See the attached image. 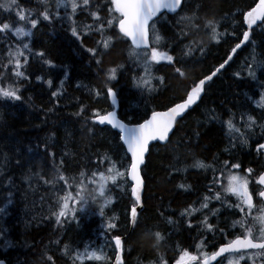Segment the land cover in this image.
Instances as JSON below:
<instances>
[{
	"label": "trees",
	"instance_id": "1",
	"mask_svg": "<svg viewBox=\"0 0 264 264\" xmlns=\"http://www.w3.org/2000/svg\"><path fill=\"white\" fill-rule=\"evenodd\" d=\"M95 2L100 3L101 0ZM20 3L27 8L38 7L36 0H20ZM206 3L211 7V11L207 12L208 17L214 15L220 20V31L235 32L236 36L229 35L227 42L216 44L207 32L201 31L195 39L198 42L202 40L207 48L202 62L187 66V80L174 77L166 65H155L153 76H164L165 83L158 84L160 88L153 91L136 86V79L143 76L144 72L139 64L129 58V43L117 41L116 46L103 56L101 68L97 67L86 48L97 47V42L102 37L95 32L84 35L81 22L86 20L83 24L87 25L92 19L87 11H78L75 16L78 30L83 36L82 44L70 33L71 22L65 15V9L60 10L63 20L52 24L41 20L33 30V36L28 41L33 54L29 56L26 66V74L31 79L21 81L18 85L22 89L23 101L0 99V170L3 173L0 175V208L5 209L0 213V243L4 245L0 256L6 257L8 264H48L44 259L45 253L53 256L56 264H70L71 258L66 257L62 251L64 245H68L71 251H81L90 243L97 245L104 242L108 243L104 250L109 258L107 264H111L115 252L112 237L126 236L129 230L122 226L116 230H107L104 227L105 221L115 215L119 217L121 225L126 224V214L134 202L130 191L115 189L117 197L105 209V217L95 213L89 218H80L79 224L71 222L61 227L39 217L35 207L38 209L40 206L30 201L35 189L41 193L46 185L33 176L32 189H29L24 177L30 174V168L32 173L39 172L49 179L51 165L60 168L61 159L64 161L63 173H75L77 176L82 170L96 168L95 161L102 154L116 159L115 153L122 152L118 133L109 126L96 125L94 135L88 132L91 124L81 128L83 121L92 115L93 110L106 112L113 108L108 97L95 96L94 89L104 93L106 86L115 88L120 101L119 115L124 119L131 117L135 123L143 121L154 109H165L180 101L185 96L186 85L193 78H200L217 66L242 37L245 26L240 13L247 10L253 0H206ZM226 14L227 18H223ZM101 15H106L104 10ZM12 19H16L14 15ZM157 28L166 37L172 35L166 24H158ZM11 37L14 35H9L7 44H11ZM256 40L259 43L256 54L259 57L264 52V29H257ZM248 48L238 51V58L234 57L235 63L206 86L207 93L198 106H194L178 120L171 143L152 145L142 168L145 179L142 222L125 245V264H155L158 255H163L168 264H171L182 248L196 254L198 243L205 240L206 250L211 252L215 250L214 245L222 242L223 237L219 232L213 235L195 227L188 228L186 219L180 215L190 205L199 207L201 190L208 186L214 175L210 169L194 167L197 160L216 167L223 160L239 161L243 166L241 170L245 167L255 169L253 176L264 170V155L255 151L257 143H264V132L259 127L264 124V101L260 100L264 87L258 82L264 80V71L258 72V80L247 77L238 79L233 75L239 70L237 59H242ZM39 51H44L46 58L52 60L57 67L45 65L42 58L35 55ZM6 52V43L0 38V64L6 63ZM178 52L177 48L172 54L177 55ZM116 65H123V68L118 69L117 80L108 81L105 71L101 69L106 70ZM65 74L68 76L66 80ZM37 76L44 79L38 80ZM5 79L11 82L14 77L9 74ZM47 79L53 81L51 87L46 83ZM61 80H64L62 88ZM54 91L62 94L54 97ZM81 106L85 111L81 117H77L75 113ZM248 115L254 116L258 122L255 129L247 133L249 145L238 143L235 149L225 152L231 137L224 122L231 117L237 127L244 130L243 124ZM212 116L215 119H211ZM241 116L245 118L244 121H241ZM37 144H46L47 150L37 149ZM29 147L33 151L30 152ZM49 153H54V156ZM5 156L7 160L4 159ZM17 159L21 161L20 165L16 164ZM127 163L128 159L125 157L124 164ZM210 172L213 173L212 176L209 175ZM181 184L191 187L180 188ZM210 207L220 209L219 218L210 217V223L218 224L227 232L238 231L231 228V222L239 219L235 209L221 207L220 202L216 201ZM168 218L174 223H167ZM199 219V213L191 217L193 224ZM155 231L170 234L156 248L153 247ZM83 264L105 262L85 260Z\"/></svg>",
	"mask_w": 264,
	"mask_h": 264
},
{
	"label": "snow or ice",
	"instance_id": "2",
	"mask_svg": "<svg viewBox=\"0 0 264 264\" xmlns=\"http://www.w3.org/2000/svg\"><path fill=\"white\" fill-rule=\"evenodd\" d=\"M36 3L38 8L33 9L22 5L20 0H0V38L5 41L7 47V61L5 64H0V99L22 102V89L18 85L21 81L31 79L26 74V66L29 63V56L33 54L32 49L29 43H24L22 46L7 44L9 35L18 38L32 37L33 30L38 27L41 20L49 24L63 20L61 9L70 8L71 13L68 15V20L71 22L70 33L81 44L83 36L78 30L75 16L78 11H87L92 18V24L84 25V35L95 32L102 37L97 42V47L86 48L98 68L102 66L103 56L116 46L117 41L129 43V58L139 64L144 72L143 76L136 79V86L146 88L148 91L155 90L152 85L153 79L161 85L165 83L164 76L154 77L151 74L154 65H166L171 69L174 77L188 79L187 66L192 63H201L202 58L207 54L206 46L195 39L201 31L207 32L216 44L222 41L227 42L226 38L229 35L236 36L235 32L220 31V20L214 15L208 17L207 12L211 11V7L206 0H101L100 3H96L95 0H36ZM102 10L106 15H101ZM170 14L171 19H169ZM13 15L15 20L12 19ZM240 15L242 24L247 27L242 32L239 42L229 49L226 57L217 66L212 67L200 78H193L186 85L185 96L180 102L173 103L166 111H152L150 117L144 118L143 122L138 120L132 123L131 117H127L128 122H125L118 118L115 111H106L102 114L99 109L93 110L92 115L83 121L81 128L92 125L88 128L91 135L95 134L96 125H110L117 129L118 140L122 142L119 147L124 150L125 157L128 159L127 164L123 163V158L120 156L113 159L107 154H102L95 161V170H82L78 177H69L62 171L64 161L61 159L60 168L52 179L45 178L39 172L32 173L29 168L30 174L24 177L29 188L32 187L31 181L35 176L54 190L56 199L49 205L50 215L46 218H54L56 225L61 227L71 222L79 224L77 213L86 212L89 206L96 204L97 201H100L98 214L105 217V209L114 203L112 189L119 188L123 182L130 180L131 194L135 197V202L126 214V224L121 225L119 217L113 215L106 218L104 225L107 230H116L121 226L129 230L126 236L112 237L116 250L114 264H125V245L138 224L142 222L144 202L141 193L145 182L141 174V166L145 164V156L149 153L150 145L153 142L171 143V136L175 135L174 129L178 120L182 119L194 106H198L207 93L206 85L235 63L234 57L238 58L239 50L245 47L252 48L242 72L233 73L236 78L247 77L258 80V72L264 71V52H261L258 57L256 48L259 46L255 44L257 29H264V0H253V4ZM223 18H227V14ZM21 22H23L22 26ZM158 24L162 26L166 24L172 35L167 37L162 35L157 28ZM177 48L178 54L173 55V51ZM35 55L42 58L43 63L48 67H57L52 60L46 58L44 51L36 52ZM122 68L123 65H116L101 70L105 71L108 81H115L118 69ZM9 74L14 77L11 82L5 79V76ZM67 78L65 74L64 79ZM37 79L44 78L37 76ZM258 82L264 87V80ZM46 83L51 87L53 81L47 79ZM63 83L64 80H61V88ZM93 93L97 97L102 95L109 97L112 105L117 104V91L113 87L106 86L104 93L94 89ZM61 94L54 91L52 96ZM260 100L264 101V94L260 96ZM84 111L85 108L81 106L75 115L81 117ZM211 119H215V116ZM240 119L244 121L245 118L241 116ZM224 123L231 137L229 147L224 149L225 152L235 149L238 143L248 146L250 138L247 133L253 131L258 125L256 118L252 115L247 116L243 124L244 130L237 127L231 117ZM259 127L264 132V124ZM36 148L47 150V145L37 144ZM29 151L33 149L29 147ZM255 151L264 155V143H257ZM49 155L54 156V153ZM4 159L7 160V157L5 156ZM16 164L20 165L21 161L17 159ZM194 167L213 171L212 183L207 186L211 194L201 197L199 207L190 205L180 215L186 219L188 228L195 227L213 235L219 232L223 240L219 245H214L215 250L210 253L204 250L205 240L200 241L196 254L187 248L180 249L174 264H264V170L253 176L255 169L245 167L244 174H240L238 170L242 169V164L232 160L221 161L219 167L197 160ZM2 174L0 170V175ZM250 185L254 187L250 188ZM179 187L190 188L191 186L181 184ZM229 196L235 197V202H231ZM213 201L220 202L221 207L236 210L239 219L231 222V228L238 231L227 232L218 224L210 223V217L218 219L220 213L219 208L210 207ZM4 211V208H0V213ZM197 213L200 219L193 224L191 217ZM167 223L173 224L174 221L168 218ZM153 235L155 240L153 247L156 248L170 234L155 231ZM229 236L232 238L228 239ZM56 243L59 244V241ZM62 251L66 257L71 258V264H83L85 260L107 264L109 260L102 249L85 248L83 252H80L71 251L68 245H64ZM44 259L48 264H56L55 258L47 253L44 254ZM0 264L5 262L0 260ZM155 264H168V260L163 255H158Z\"/></svg>",
	"mask_w": 264,
	"mask_h": 264
},
{
	"label": "rangeland",
	"instance_id": "3",
	"mask_svg": "<svg viewBox=\"0 0 264 264\" xmlns=\"http://www.w3.org/2000/svg\"><path fill=\"white\" fill-rule=\"evenodd\" d=\"M70 13H71L70 8L67 9V10H65L66 17H68V15H70ZM75 20H76V23H77V19L76 18H75ZM84 21H86V20H83L81 22V28H82L83 32H84V25H85V24H83ZM89 22H90V24H92L93 23L92 19ZM28 41H29V37L18 38L16 36H14V37H11L10 43L13 46H15L17 44H19L20 46H22L24 43H28ZM200 41L202 42V40H200ZM255 44L256 45L259 44L258 43V40H256V39H255ZM250 52H252V48L251 47H249L248 50L246 52H244V54L242 55V59H237L236 65H238V69H239L237 71H241L242 72L243 66L245 64L244 60H245V58L249 57V54L248 53H250ZM26 55H28L27 52H26ZM241 60H243V61H241ZM154 68H156L155 65L152 68V73H151L152 75L155 73ZM158 84L159 83L155 79L152 80V85L154 86V89L155 90H157L158 88H160V86ZM114 156H116V157L117 156H120L121 158H123V163H124V158H125L124 150H122V152L121 151H118V154L115 153ZM58 168L59 167L58 166H55L54 164L51 165L50 170L48 172L49 179H52L54 176H56L57 169ZM95 169L96 168H94L92 170H95ZM240 174H244V170H242V173H240ZM209 175L212 176L213 173L210 172ZM67 176L73 177V176H76V175H75V173L74 174H71L70 173V175H67ZM76 177H78V175ZM204 183H205V181H204ZM211 183H212V181L210 182V184ZM36 185H37V183H36ZM130 186H131V184H130L129 180H127V181L123 182L119 188H113L112 189V196H113V198L116 199V197H117V193L115 192V189H118L120 191L126 192V191H129L130 190ZM207 188L208 187H206L205 189H202V190L206 191ZM29 189H32V188H29ZM217 190H219V189H217ZM37 191H38V189L36 188L35 191H34V193H33V195H31V197H30V201H32V202L34 201L35 203H37L40 206L38 209H37V207H35L36 210H37V212H38L39 217H41L42 219H45V220L52 221V223H54L55 226H58V225H56L54 218H51V219L46 218V217H48L50 215L49 205L52 204L53 201L56 199V196L54 195V190L52 189V187L50 185H46L45 188L42 189V192L41 193L40 192H37ZM210 194L211 193H209L208 191L205 193V195H210ZM41 197H43V200H41ZM229 200L231 202H235V197L229 196ZM99 204H100V201H97L96 204L90 205L89 206V209L86 212H84V213H79L78 212L77 213L78 218L80 219L83 216H85L86 218H89L92 214L98 213ZM3 246H4L3 243H0V250L3 249ZM107 247H108V243L107 242H104V243H98L97 245H93L92 243H90V244L87 245L86 248L96 249V250H101L102 249L103 252H104V250H106ZM204 250H206L205 246H204ZM83 251L84 250H81L80 252H83ZM177 258H178V253L176 254L175 258H173L171 264H174V261ZM70 264H71V260H70Z\"/></svg>",
	"mask_w": 264,
	"mask_h": 264
},
{
	"label": "water",
	"instance_id": "4",
	"mask_svg": "<svg viewBox=\"0 0 264 264\" xmlns=\"http://www.w3.org/2000/svg\"><path fill=\"white\" fill-rule=\"evenodd\" d=\"M246 26V25H245ZM247 27V26H246ZM109 101L111 102V98H109ZM112 103V102H111ZM119 105H120V101H119V98H118V96H117V104L116 105H114L115 106V108L117 109L118 107H119ZM116 109H114V110H111V111H115L116 113H117V111H116ZM167 110V109H166ZM166 110H164V109H158V110H156V111H166ZM186 114V113H185ZM151 115V114H150ZM117 116H118V114H117ZM150 117V116H149ZM118 118H120L119 116H118ZM120 119H122V118H120ZM122 120H124V119H122ZM180 120V119H179ZM125 122H127V121H125ZM143 122V121H142ZM114 129V128H113ZM116 131H118L117 129H115ZM154 143V142H153ZM159 143H161V144H163V142H159ZM151 146V145H150ZM126 147V146H125ZM149 150H150V147H149ZM147 155L148 154H146V156H145V163H146V157H147ZM144 165H142L141 166V174H142V167H143ZM143 175V174H142ZM144 182H145V180H144ZM144 189H145V186H144ZM144 189H143V191H142V193H141V195H142V200H143V202H144V198H143V195H144ZM131 196H132V194H131ZM133 198H135L134 196H132ZM144 207V206H143ZM138 211H141L140 209H138ZM122 236H125V235H122ZM0 260H3L4 262H5V264H6V261L4 260V259H0ZM113 264H114V261H113Z\"/></svg>",
	"mask_w": 264,
	"mask_h": 264
},
{
	"label": "bare ground",
	"instance_id": "5",
	"mask_svg": "<svg viewBox=\"0 0 264 264\" xmlns=\"http://www.w3.org/2000/svg\"><path fill=\"white\" fill-rule=\"evenodd\" d=\"M64 29V28H63ZM128 59V58H127ZM164 66V65H163ZM155 103V102H154ZM244 104V103H243ZM245 111V110H244ZM247 111H248V109H247ZM234 117V116H233ZM130 209V208H129Z\"/></svg>",
	"mask_w": 264,
	"mask_h": 264
}]
</instances>
